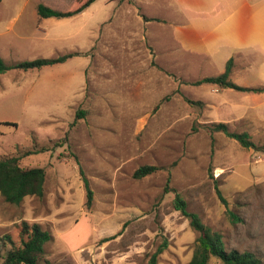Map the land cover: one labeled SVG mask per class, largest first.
Returning a JSON list of instances; mask_svg holds the SVG:
<instances>
[{"label": "rangeland", "instance_id": "rangeland-1", "mask_svg": "<svg viewBox=\"0 0 264 264\" xmlns=\"http://www.w3.org/2000/svg\"><path fill=\"white\" fill-rule=\"evenodd\" d=\"M23 1L3 0L0 15L18 11ZM103 1L91 21L88 53L64 65L0 76V159L15 157L20 167L45 172L41 198L11 205L0 196V264L12 247L3 237L18 246L22 222L51 235L38 264H146L165 243L157 264H188L196 233L173 208L172 191L189 213L222 236L226 251L264 260V153L244 149L220 132L212 134L211 148L205 128L224 123L230 132L248 133L260 147L264 91L254 96L187 84L218 76L224 67L218 57L225 50L207 38L205 53L206 43L194 30L221 28L224 16L233 24L248 13L264 14V0ZM68 7L58 0L50 8ZM23 11L35 13L36 0H28ZM141 12L167 22L151 21L145 33ZM7 38L19 50L6 51V65L70 53L65 46L37 48L48 44L47 37L32 28ZM260 57L255 68L237 67L229 80L264 87ZM227 102L239 106L232 108L237 119L230 124L219 120L229 118L219 110ZM239 116L255 118L253 126L237 121ZM146 165L161 169L134 179V171ZM84 178L91 191L88 207ZM209 264L221 263L212 258Z\"/></svg>", "mask_w": 264, "mask_h": 264}, {"label": "trees", "instance_id": "trees-1", "mask_svg": "<svg viewBox=\"0 0 264 264\" xmlns=\"http://www.w3.org/2000/svg\"><path fill=\"white\" fill-rule=\"evenodd\" d=\"M1 1V0H0ZM73 3L66 11H57L49 8L43 4H38L36 11L39 18H56L62 19L76 15L85 10L95 0H72ZM144 22L157 21V19H147L143 17ZM78 53L66 54L51 59L39 58L32 61L18 62L13 65H6L0 58V75L10 70H40L47 66L64 63L66 60L78 56ZM232 59H229L224 71L215 77H205L195 82L187 83L192 86H199L202 84H210L221 89H233L242 92H261L264 88H243L236 86L229 80V74L232 67ZM167 99V98H165ZM6 125H13V123H4ZM211 139V148L214 144L212 134L220 132L227 138L236 141L244 149H254L264 153V137L260 147H257L246 132L235 133L230 132L224 123H212L205 127ZM18 158L11 157L0 159V196L3 200L11 205H18L25 197L41 198L44 193L45 172L42 168H22L18 165ZM160 167L156 166H141L134 171L132 177L136 180L142 179L151 175ZM83 187L86 192V206L91 202V191L87 180H82ZM215 193L220 203L227 208L226 200L223 198L221 191L214 183ZM168 189H164L167 193ZM174 192L173 208L179 211L182 216L188 219L190 228L196 233L193 244L192 255L188 264H209V261L214 258L221 264H264V260L256 258L250 252H238L236 250L226 251L222 241V236L210 228L202 224L197 215L189 213L186 210V203L180 198L179 194ZM226 214L235 217L229 210L226 209ZM114 237H111V239ZM7 243L12 245L11 250L6 253L2 264H38L44 256V246L51 240V235L48 231L42 229L38 224L21 223L19 245L15 246L8 235L3 237ZM110 240L104 239L102 242ZM166 243L158 247L152 253L146 264H157V257L165 248Z\"/></svg>", "mask_w": 264, "mask_h": 264}, {"label": "crops", "instance_id": "crops-1", "mask_svg": "<svg viewBox=\"0 0 264 264\" xmlns=\"http://www.w3.org/2000/svg\"><path fill=\"white\" fill-rule=\"evenodd\" d=\"M55 1L57 2L58 0H36V8L38 4H43L50 8L52 7V3H55ZM66 1L69 3V7H68L69 9L73 1L72 0H66ZM110 1L112 0H104L103 3L107 4ZM2 2L3 0L0 1V4ZM7 2L10 4L12 3L16 4L18 3V0H6V3ZM100 2H102V0H95L85 10L71 17L62 18V19H56V18L44 19L38 17L37 11H35V13L25 14L23 9L28 3V0H24L18 11L14 7L13 9L6 11V13L0 15V58L3 61H5L4 57H6V51H15L17 49L19 50V46L11 39L7 38L8 34L12 33L14 30L23 31V30H28L29 28H32L34 32L41 33L45 37H47L48 44L41 45L37 48L42 47V49H52L57 46H65L70 49L68 51L71 54L78 53L79 54L78 58L81 55L88 53L87 51H90L91 49V21L94 18L96 11L101 10L103 7L102 5L97 7V5ZM138 10L142 11L140 7L138 8ZM141 16L142 19L143 17H148V19H157L159 21L162 20L167 22L164 18L152 17L144 13H142ZM236 20L237 21L232 24L233 21L232 17L229 18V16H224V18H222L221 20L223 21L220 24V25L223 24L221 28H218L219 26L217 25L214 26L215 28L213 27L208 31L194 30V35L201 38L200 42L206 43L205 44L206 48H203L205 49L204 51L205 53H208V50L210 49L209 43H207L206 41L207 38L211 39V44L213 46L218 45L217 46L218 49L222 47L223 50H225L224 55L218 57V59H221V62L224 63L223 71L226 62L229 59H232L233 64L231 67L229 78L234 74V72H236L237 67L242 68L244 70L246 69V71H249V69H251L252 67L255 68L253 64L261 60L262 57L259 58V56L264 55V14L248 13V15L245 18L243 19L238 18ZM150 22L151 21L144 22L143 20V26L146 27L145 33L148 30L147 29L148 26H150ZM49 42L54 44H50ZM241 47L246 49V51H242ZM33 48L34 47H32V49ZM254 52H259V54H255ZM66 61L64 63H61V65H64ZM186 64L187 63H184L182 68H186L185 67ZM56 65H60V64H56ZM262 68H264V63L262 64ZM244 70H240V73L244 72ZM5 74L6 73L1 74L0 76ZM243 88L262 89L264 87L259 85H253L250 87H243ZM220 89L221 88L217 87L216 92H218V90ZM246 94L249 95L254 94V96H257L258 93L247 92ZM255 98L256 97H245V99L248 101L250 99L254 101L256 100ZM236 107L239 106L229 104V102L224 103L222 107L220 105L219 110L221 111V108L222 110L224 109L226 111V115L229 118L226 119L219 118V120L227 122V124L234 122V119H237V117L236 115L233 114V111L231 110L232 108L235 109ZM245 108L248 109V107ZM219 115H221V113ZM240 120L248 121L250 125L253 126V121L255 120V118L249 119L248 117L244 116L238 118L237 121Z\"/></svg>", "mask_w": 264, "mask_h": 264}]
</instances>
